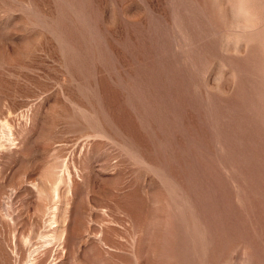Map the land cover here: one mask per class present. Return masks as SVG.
Wrapping results in <instances>:
<instances>
[{
    "label": "rangeland",
    "instance_id": "374dc122",
    "mask_svg": "<svg viewBox=\"0 0 264 264\" xmlns=\"http://www.w3.org/2000/svg\"><path fill=\"white\" fill-rule=\"evenodd\" d=\"M0 264H264V0H0Z\"/></svg>",
    "mask_w": 264,
    "mask_h": 264
}]
</instances>
